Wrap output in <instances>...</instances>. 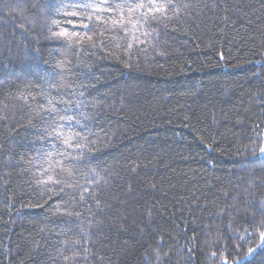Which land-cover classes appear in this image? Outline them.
I'll return each instance as SVG.
<instances>
[{
  "label": "trees",
  "instance_id": "16d2710c",
  "mask_svg": "<svg viewBox=\"0 0 264 264\" xmlns=\"http://www.w3.org/2000/svg\"><path fill=\"white\" fill-rule=\"evenodd\" d=\"M97 2L0 0V264H239L264 233V0H160L128 36ZM48 97L80 122L60 185Z\"/></svg>",
  "mask_w": 264,
  "mask_h": 264
},
{
  "label": "snow or ice",
  "instance_id": "6c2138e0",
  "mask_svg": "<svg viewBox=\"0 0 264 264\" xmlns=\"http://www.w3.org/2000/svg\"><path fill=\"white\" fill-rule=\"evenodd\" d=\"M161 3L160 0H127L125 3H113L110 0H98L97 3H86L78 5L76 7H83L85 9H91L92 15L88 16L91 20L95 15L97 21L102 25H105V30L109 28L113 31L119 29L125 36L133 34L135 31H139L141 27L147 26L149 19H155L157 14H166L168 7ZM77 11L68 12L69 16H77ZM107 14V15H102ZM82 27L88 28V24H83ZM149 33H143L148 35ZM58 37L71 41L72 34L64 31L56 34ZM138 40V37L133 36ZM131 47V45H129ZM58 91V90H57ZM41 111L50 119L45 122L51 129L49 137L54 138L56 143L52 144V152L48 153V161H54L49 163V169L56 173L55 178L48 176L46 180H43L44 184L60 185L65 183L60 173H64L66 176L71 177L76 171L77 166L82 162V156L76 149L79 148L78 137L79 132L66 133L65 127L72 128L74 124H79V120L76 119L75 114L71 113V108L68 106V102L61 99L59 101L54 98H47V107H43ZM59 145V147H58ZM62 148V150H61ZM260 155L264 157V147L260 148ZM54 153V155H53ZM59 157L60 159H55ZM46 161V162H48ZM49 169H45L47 173ZM71 187V185H68ZM63 189H61L62 191ZM87 191V189L85 190ZM83 198V196L81 197ZM261 244L256 248H250L246 255L239 258V264H251V261L255 257L264 252V233H261Z\"/></svg>",
  "mask_w": 264,
  "mask_h": 264
}]
</instances>
